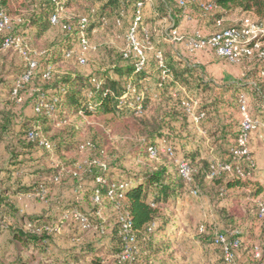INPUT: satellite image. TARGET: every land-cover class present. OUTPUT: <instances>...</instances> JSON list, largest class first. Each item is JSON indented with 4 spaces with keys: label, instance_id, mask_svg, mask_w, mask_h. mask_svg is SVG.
<instances>
[{
    "label": "trees",
    "instance_id": "trees-1",
    "mask_svg": "<svg viewBox=\"0 0 264 264\" xmlns=\"http://www.w3.org/2000/svg\"><path fill=\"white\" fill-rule=\"evenodd\" d=\"M135 1L137 0H106L96 10L97 14H102L99 22L102 24V20L107 19L104 14H117L112 18L113 24H116L115 20L121 19L129 5L132 4L133 8ZM209 1L215 5L208 12L212 21L235 10L251 13L259 22L264 19V0ZM77 3L78 0H0V8L12 18L10 33L22 36L29 48L26 57H23L11 47H3L4 33L0 32V143L4 142L8 151L4 169L9 172L10 166L27 161L21 159L20 155L23 156L36 147H50L59 160L57 167L36 170L37 176L29 186L20 185L12 192L46 199L52 190L67 180L77 182L82 177L89 183L82 195V203L72 201L65 208L60 207L56 215H47L46 212L38 215L22 214L10 202L9 196L0 194V237L5 224L14 249L12 260H9L8 250L0 242V264L135 262L131 258H121L125 248V240L120 234L121 215H127L131 221L138 247L137 254L141 251L149 260L158 255L166 245L169 236L167 227L173 222L181 189L186 182L179 174L178 167L172 171L165 164L145 167L141 171L124 169L116 172L110 168H102L96 161L88 162L84 153L91 144L86 142L84 131L75 126L81 116L96 122L92 128L99 138L92 142L97 147L102 144L98 155L91 154L89 159L100 158L107 151V146L104 147L107 145V130L124 138L127 150L135 155L149 157L150 149H155L156 154L161 155V147L172 149L171 143L175 142L172 134L165 132V128L173 131L171 121H186L188 116L180 99V89L204 90L208 84L195 76L193 67L178 60L167 49L162 50L161 66L155 63V57L152 56L150 65L141 70H137L134 60L125 57L123 52H114L106 66L90 75L64 63L62 53L78 39L79 18L85 15L88 18L87 37L88 31L93 27L91 19L95 13L86 9L78 12L80 8H73ZM153 3L159 17L174 13L170 6H177L179 11L182 9L174 0H154ZM190 5L199 8L193 2H189L187 7ZM57 7L62 12L61 17L66 11H73L74 14H70V19L66 16L61 18L60 24L53 25L50 18ZM15 16L20 17L21 21L13 20ZM153 19L155 17L143 18L141 28L145 22ZM65 22L70 24V29L62 27ZM55 27L61 29L63 36L49 42L46 35ZM150 39L152 40L151 36ZM11 52L18 57V65L13 60L7 62ZM29 58L36 59L37 65L29 80L17 86V81L29 69ZM48 67H51V74L45 77ZM253 73L257 79L264 80L257 75L254 64L244 75L247 79L225 83L226 88L232 90L238 104L245 89L251 88L256 93L260 91L256 82L248 80ZM15 88L17 92L13 94ZM173 92L179 97L175 99ZM24 93L30 94L28 100H31L33 112L30 116L23 115L18 109ZM56 96L58 101L54 104V109H50L53 97ZM37 105H40L39 109H36ZM14 125H19L17 131L14 130ZM29 132H33V139L28 136ZM238 135L239 132L236 139ZM238 148L236 142L229 151L231 159L228 161L233 163L232 176L224 181L215 177L218 186L248 188L251 185L256 166L246 159L241 165H235L234 149ZM186 157H189V160L184 159L190 166H201V174L204 176L206 160H200L195 151L188 153ZM236 166L243 170L244 177L237 173ZM263 189L264 186L257 185L253 195L257 196ZM95 196L98 201L94 200ZM75 213L80 214L84 220L76 218ZM6 217L11 218L10 224L5 221ZM65 225L72 227V239L77 241L68 248H57L53 240L55 229ZM47 226L53 230H46ZM160 232L162 234L159 235ZM218 259L224 264L227 262L222 249L219 250ZM260 260L264 261V253Z\"/></svg>",
    "mask_w": 264,
    "mask_h": 264
},
{
    "label": "rangeland",
    "instance_id": "rangeland-1",
    "mask_svg": "<svg viewBox=\"0 0 264 264\" xmlns=\"http://www.w3.org/2000/svg\"><path fill=\"white\" fill-rule=\"evenodd\" d=\"M105 2L106 0H78L77 5L73 7L75 9L80 8L78 12L86 9L95 13L92 14L91 19L93 27L88 31L89 49L83 53L80 50L78 41H75L68 50L62 53L64 63L73 65L85 75L95 73L106 66L111 60L110 56L114 52H122L126 45L125 34L131 14H124L121 17V24L117 25L113 24L112 21V18L117 14L107 13L104 14L107 19L102 20L101 24L99 18L102 14H97L96 10L101 8ZM170 8L174 12L179 11L177 6L173 5ZM68 15L63 13L62 18ZM246 19L258 21L251 13L235 10L225 17L224 27L238 26ZM260 22L264 26V19ZM172 23V20L168 18L166 20L157 16L142 25L140 37L144 40L146 46L147 59H151L159 48H161V51L165 49L172 51L178 60L191 61L197 59L194 52L192 54L185 51L182 53L179 48L174 47V44L163 40ZM146 35L147 39L144 38ZM62 36L61 29L55 27L46 35V40L50 42ZM80 55H84L85 64L79 63ZM11 60L15 61L16 65L20 63L13 52L8 54L7 62ZM219 60L221 59L216 57L214 59L215 64L211 66L200 65L198 67V73L201 77L208 79L206 82L210 84L206 89H200L199 91L197 88H193L192 91L183 87L180 89L182 102L196 101V104L192 107L190 113L186 109L188 113L186 121L172 120L170 124L173 131L165 128V132L171 133L175 142L171 143L172 149L170 151L166 150L164 146L161 147V155L156 154L144 158L141 155H135L127 150L124 138L113 131L107 130L105 131L108 134L107 145L104 146H107V151L100 158L89 159L91 154L98 155L99 150L102 148V144L97 147L92 142L93 139L97 140L99 138L98 133H94V128H92L96 122L85 119L83 116L75 122V126L84 131L86 142L91 144V147L84 153L85 157L88 162L93 163L96 161L100 166H103L102 168H110L116 172L124 169L141 171L145 167L165 164L170 170L174 171L177 168L178 160L181 158L189 160L186 155L194 151L200 160L204 159L207 162L204 167V176L201 174L199 164L190 166L192 180L185 182L184 187L181 189L179 204L175 215L172 217L173 222L167 227L169 236L161 252L147 260L145 255L139 251L140 254H137V252L132 255L136 258L132 257L133 259L130 260H135V262L133 261L134 263L131 262L130 264H217L218 260V264H224L218 259L219 250L222 248L215 247V244H213L214 235L219 232L226 233L230 237L236 236L241 240L240 247L232 251L231 258L227 259L224 255L227 261L226 264H251L256 259V252L260 255L264 253V218H260L258 213L259 204H264V189L257 196L253 195L254 187L257 185L264 186V80L257 79L256 74L253 73L248 80L256 82L260 87V91L256 93V91L248 88L242 93L246 97L247 110L255 118L257 126L247 142L249 155L246 157L236 155L234 164L241 165L245 161L244 159L255 164L256 171L251 177V185L248 188L218 186L214 180L215 177L224 181L233 174V171H228L224 166L233 164L228 161L231 159L229 151L237 142L236 136L239 132L242 117L239 104L236 102L232 90L226 88L225 83L228 78L223 80L220 77L221 74H224V70L222 69L223 66L218 64ZM237 63L240 65L246 64L253 68L255 61L254 59L243 58ZM239 67L233 66L231 80L245 78V76H242ZM211 79L216 81L214 82ZM184 90L186 91L184 92ZM25 95L26 93L23 94V96ZM172 95L175 99L179 97L176 92H173ZM197 114L202 115L199 120H195ZM72 120L74 122V119ZM7 160L8 151L4 142H1V190L6 188L12 190L16 187V183L23 179L24 175L27 176L31 170H35L34 165L29 167L28 170L21 171L17 177H8L3 169L6 167ZM33 163L36 164L35 161ZM201 165L203 166V164ZM87 187L86 180L82 177H79L77 182H73V180L66 181L64 185L61 184V190L64 193L61 194V197L59 196L60 202L61 200L75 201L79 193L86 191ZM194 190H197V193H193ZM57 197H53L54 200ZM21 199L23 200H20L19 203L23 208H27L29 211L36 209V199L25 197H21ZM5 227L4 224L0 242L1 246L8 250L9 260H12L14 249ZM55 233V246L57 248L72 246L71 242L74 241L72 240V227L70 225L58 226ZM160 234L162 233L160 232ZM213 253L216 256L213 257Z\"/></svg>",
    "mask_w": 264,
    "mask_h": 264
},
{
    "label": "built area",
    "instance_id": "built-area-1",
    "mask_svg": "<svg viewBox=\"0 0 264 264\" xmlns=\"http://www.w3.org/2000/svg\"><path fill=\"white\" fill-rule=\"evenodd\" d=\"M56 2V0H52ZM154 0H137L133 4V11L126 28L125 40L126 45L123 49V55L125 57H131L134 60V64L137 70H141L147 66L148 59L145 53L146 46L144 40L140 37L141 24L144 18V10L147 7H150L153 4ZM175 3L182 9L187 8L189 2H193L199 6V8L204 12L208 13L215 8V5L209 0H174ZM61 10L56 8L55 12L51 15V23L53 25H58L61 22ZM70 19V18H69ZM12 18L5 12L3 8H0V32L4 33L3 37V47H11L13 50L17 51L21 56L26 57L28 52V46L22 36H15L10 33L12 29ZM117 25L121 24V19L117 18L115 20ZM220 21H218V24ZM88 24V18L86 16H81L78 20V27L80 28L78 43L80 50L84 53L89 49V40L86 34V26ZM63 28L70 29V24L65 22L63 23ZM147 39V35L144 37ZM164 40L171 44H176V42L184 41L186 48L189 52H195L201 49H211L214 53L226 59L231 63H237L243 58L254 59L256 64L257 75L264 79V26L259 21H250L245 20L238 26H229L222 27L210 34H203L198 31L190 35L183 34L179 27L172 23L170 29L166 32ZM148 42V41H147ZM82 53V54H83ZM69 55V53H67ZM157 60L160 65L163 64V57L160 52L157 53ZM79 63L85 64L86 59L84 55L79 56ZM37 60L34 58H29V69L21 76L17 81V86H20L23 82L29 80L32 70L36 67ZM51 74V67H48L47 71L44 73L45 77H49ZM17 92V88L13 90V94ZM58 97H53V103L50 104V109H54V104L57 103ZM187 111L190 113L192 107L196 104V101L183 102ZM40 105L36 106V109H39ZM239 110L241 112L240 128L238 135V149L234 150L236 155L248 156L247 142L252 131L256 128V120L251 116L247 110L246 97L241 94L239 99ZM198 115V116H197ZM195 120H199L202 115L197 114ZM28 136L33 139V132H29ZM47 147L49 145L46 143ZM170 151L171 148H165ZM156 150L150 149V156H155ZM177 167L179 174L186 181L190 182L192 180L191 167L189 162L184 158H181L177 162ZM228 171H232V165L226 164L224 166ZM237 173L244 177L245 173L243 170L236 166ZM97 181H100V178H97ZM193 193H197V190H194ZM112 194V191L109 192V195ZM95 201H98V197H94ZM258 213L260 218L264 216V204L260 203L258 208ZM76 218L81 217V220L84 218L75 213ZM121 221V230L120 234L125 240V248L121 258L123 260L132 258L133 254L138 252V247L136 244V239L134 231L132 229L131 221L127 215L120 216ZM46 230L52 231L53 228L45 227ZM213 243L217 246H220L223 250L225 257L231 258L232 251L240 247V239L235 237L232 238L226 233L219 232L214 235ZM261 256L258 252L255 253V261L251 264H264V261H261Z\"/></svg>",
    "mask_w": 264,
    "mask_h": 264
},
{
    "label": "crops",
    "instance_id": "crops-1",
    "mask_svg": "<svg viewBox=\"0 0 264 264\" xmlns=\"http://www.w3.org/2000/svg\"><path fill=\"white\" fill-rule=\"evenodd\" d=\"M131 7H132V4L129 5V7L126 9L125 14H132L133 8H131ZM65 14H69L67 17L70 18V14H74V12L73 11H66ZM158 14H159V12L155 8V3H153L150 7H147L144 10V18L157 17ZM167 14H173V15L172 16L169 15L168 17L166 16V17H161V18H164L166 20L168 18V19L172 20V22H175L177 27H179L180 31L185 35H190V34L194 33L195 31H198V32L203 33V34H210L214 31H216L217 29L224 27V25H225L224 19L227 16V15H225V16L219 18L217 21H212L210 18L211 14L204 13L197 6L192 7L191 5L185 9H181L180 11H177L174 13H167ZM13 20L21 21V18L18 16H15L13 18ZM218 21H220L219 24H218ZM174 45H175L174 47L179 48L182 53H184V51H185L186 53L192 54V52H189L188 49L186 48L184 41L177 42ZM158 52H160L162 54V51L160 49L157 50L156 54L154 55L155 63L158 66H161L157 60V53ZM194 54L197 56V59L191 60V61L183 60L182 62L193 67L194 72H195V76L200 77L201 80L205 83H207L206 81L208 79L206 80V78L201 77V75L198 73V70H199L198 67H200V65L211 66V65L215 64L214 59H216V57H218L219 59H221L218 61L219 62L218 64H221L223 66L222 69L224 70V72H223L224 74H221L220 77L223 80L228 78V79H226L228 81H230L231 77H233V75L231 74V70H232L233 66L239 67V65H240L238 63H231V62L227 61L226 59L217 56L214 53V51L211 49L197 50L194 52ZM149 63H151L150 58H148L147 66L150 65ZM239 68L241 69L242 76L246 75L250 69V67L246 64L240 65ZM211 80H213L214 82L216 81L214 79H211ZM208 86H210V84H208ZM199 90H200V88L198 89V91ZM185 91L186 90H184V92ZM29 96H30V94H26L25 96H22L21 103L18 106V109L20 108V112L25 116H30L33 113L32 108H31V100H28ZM13 128H14V130L17 131L19 129V125H14ZM20 158L21 159L22 158L27 159V161H24L21 164H16V165L10 166L9 172L3 168L8 177H13V178L17 177V175H19L21 171L28 170L29 167H33L34 165H35L34 166L35 170L34 171L31 170V172H29L27 174V176L24 175L23 179H21V181H18L16 183L17 184L16 187L12 188V190L16 189L20 185L29 186L31 184L32 180L34 178H36V176H37L36 170L42 169L44 167L54 168V167H57L59 164V160L53 155L50 147L47 149H44L41 147H36L32 150L27 151L23 156L20 155ZM34 161L36 162V164L33 163ZM1 173H4V172H1ZM64 183H66V182H64ZM64 183H63V185H64ZM86 183H87V185H89V183L87 181H86ZM14 186H15V184H14ZM4 190H5V192H4ZM12 190L9 188L3 189V190L0 189V194L9 196L10 202L12 204H14L19 209L20 213L25 214V215H38V214H41L43 212H46L47 215H56L58 210L60 211V207L65 208L67 205L72 203V200L71 201L61 200V202H60L59 196L61 197L62 196L61 194L64 193L61 190V185L58 186V188L52 190V192L50 193V196L46 199H38L35 195H25V194H20V193H13ZM84 192H80L79 196L77 198H75V201L82 203L81 198H82V195L84 194ZM55 196L56 197L58 196L56 200H54L55 198H53ZM21 197H25L27 199H36L37 200V203L35 206L36 209H34V210L31 209V211H29L27 208H23L21 206V204L19 203L20 200H23V199H21ZM10 219L11 218L6 217L5 221L7 222V224L11 223ZM55 237H56V235L53 236L54 243H55V239H56ZM73 241L75 242V241H77V239L73 240ZM74 242H71V245H74ZM66 248H68V246ZM212 255H213V257L216 256L215 253H213Z\"/></svg>",
    "mask_w": 264,
    "mask_h": 264
}]
</instances>
